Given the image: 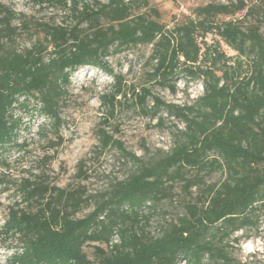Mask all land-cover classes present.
I'll return each mask as SVG.
<instances>
[{
  "label": "trees",
  "instance_id": "obj_1",
  "mask_svg": "<svg viewBox=\"0 0 264 264\" xmlns=\"http://www.w3.org/2000/svg\"><path fill=\"white\" fill-rule=\"evenodd\" d=\"M29 1L60 7L72 23L40 25L43 38L19 49L20 27L13 22L22 16L0 5V153L16 146L24 125L17 110L49 120L57 135L70 78L82 68L115 80L113 92L102 97L108 124L125 87L107 59L138 46L152 49L146 83L174 93L176 78L198 80L203 92L190 105L177 106L165 105L146 85L139 92L129 87L131 105L143 110L151 99L153 117L164 108L185 125L184 132L162 157L148 163L132 158L135 170L96 197L67 198L61 190L26 180L20 188L24 200L38 209H9L3 233L19 244L8 264H236L228 251L229 242L238 241L232 237L264 221V7L247 10L244 17L250 22L219 20L246 6L212 3L167 29L148 0ZM211 35L217 40L208 45ZM221 44L235 56H227ZM30 100L38 106L30 107ZM43 131L46 139L50 130ZM100 143L103 149L122 150L104 131ZM192 172H221L224 179L205 186L201 179L185 177ZM177 181L187 192L199 188V194L184 205L181 216L160 227L159 236L151 237L146 231L151 216ZM6 185L0 176V188ZM93 198V211L73 219ZM92 243L105 249L94 247L90 261L83 248Z\"/></svg>",
  "mask_w": 264,
  "mask_h": 264
},
{
  "label": "rangeland",
  "instance_id": "obj_2",
  "mask_svg": "<svg viewBox=\"0 0 264 264\" xmlns=\"http://www.w3.org/2000/svg\"><path fill=\"white\" fill-rule=\"evenodd\" d=\"M148 1L167 29L193 18L196 8L212 3L227 5L241 1L246 6L244 11L234 17H220L219 20L247 19L250 22L249 18L244 17L247 10L264 7V0ZM0 5L22 16L13 22V26L20 27L16 38L19 49L29 48L34 40L43 38L40 25L61 26L72 23L68 13L55 5L38 6L29 0H0ZM260 32L264 36V21ZM216 40L211 35L206 42L209 45ZM220 49L227 56H235L223 44ZM151 50V46H138L112 54L107 59L125 87V97L120 95L116 98L113 118L109 119L108 124L104 123L108 113L102 105V97L113 92L115 80L95 68L79 69L70 78L67 95L61 106L62 123L57 135L49 128V120L36 113H32L31 117L30 114L15 111L16 116L22 117L24 125L16 138V146L0 153V176L7 183L0 188V264H8L13 248L19 244L16 238L6 237L3 233L2 227L9 209L31 213L38 209L37 204L24 200L20 188L26 180L61 190L67 198L70 194L76 198L96 197L109 190L115 180L121 181L135 170L136 163L132 158L143 163L156 160L168 153L176 136L184 132L185 125L171 117L164 108L158 116L153 117L151 99H147L143 110L131 105L135 101L128 88L132 86L139 92L146 85L152 96L165 105H190L203 92L198 80L176 78L174 93L168 88L146 83L145 64ZM34 105L37 103L30 100V107ZM45 129L50 130L46 139L41 136ZM102 131L118 141L122 150L112 146L103 149L100 143ZM48 146L55 148L50 150ZM185 177L188 180L201 179L205 186L217 184L224 179L221 172L199 176L192 172ZM185 186V183L177 181L165 191L166 198L158 204L146 227L151 237L159 236L160 227L181 216L184 205L198 196L199 188L194 187L187 192ZM46 198L49 199L48 196ZM95 200L93 198L87 204H82L81 210L74 213L72 218L80 219L91 213ZM232 238L238 241H230L228 251L236 264H264V221L260 222L258 229L238 232ZM94 247L105 249V246L95 243L86 245L83 251L90 261L94 260Z\"/></svg>",
  "mask_w": 264,
  "mask_h": 264
}]
</instances>
